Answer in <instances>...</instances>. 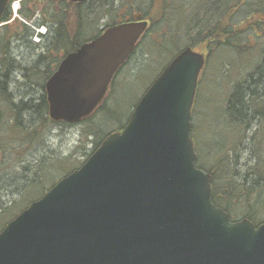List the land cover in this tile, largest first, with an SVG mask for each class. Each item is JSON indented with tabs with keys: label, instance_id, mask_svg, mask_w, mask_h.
Instances as JSON below:
<instances>
[{
	"label": "water",
	"instance_id": "1",
	"mask_svg": "<svg viewBox=\"0 0 264 264\" xmlns=\"http://www.w3.org/2000/svg\"><path fill=\"white\" fill-rule=\"evenodd\" d=\"M147 27L119 22L65 54L44 84L49 118L90 116ZM204 63L190 46L176 54L122 129L4 225L0 264H264V221L231 220L196 166L191 108Z\"/></svg>",
	"mask_w": 264,
	"mask_h": 264
},
{
	"label": "trees",
	"instance_id": "2",
	"mask_svg": "<svg viewBox=\"0 0 264 264\" xmlns=\"http://www.w3.org/2000/svg\"><path fill=\"white\" fill-rule=\"evenodd\" d=\"M146 4L149 5L146 11L140 9ZM153 7L158 8V13L151 16ZM108 15L104 27H100L99 20ZM11 18L7 7L0 16V22H4L0 27V172L6 176L10 173L12 201L3 202L0 192V230L59 178L79 167L107 134L123 128L141 95L121 111L115 97L116 79L130 65L141 45L146 57L144 66L120 89L149 74L143 93L161 69L186 46L207 55L205 69L216 61L227 65L223 81L232 84L220 107L227 117L229 136L217 139L214 136L219 129L211 130L208 134L215 139V150L208 157L212 160L204 165L195 148L196 166L211 174V199L232 220L247 218L254 224L264 221V0H22L18 16ZM139 18L149 24L136 50L112 79L102 103L90 116L75 123L81 126L82 142L92 145L84 153L85 158L77 159L76 153L81 148L78 145L67 155L38 151L37 159H31L34 164L28 163L31 161L25 155L49 127L71 125L49 118L44 90L45 81L61 58L106 27ZM29 24L35 29L45 26L46 33L39 34L43 41L38 56L31 65H22L16 60L12 43L31 39L34 30ZM17 74L23 77L21 83L16 81L18 76L14 79ZM11 83L30 88L17 100L8 89ZM199 83L203 84L202 78ZM35 86L40 88L37 98L30 93ZM196 100L195 95L191 117ZM194 133L192 123L191 137L195 144ZM245 140L249 143L250 156L243 162L237 158L236 149Z\"/></svg>",
	"mask_w": 264,
	"mask_h": 264
},
{
	"label": "rangeland",
	"instance_id": "3",
	"mask_svg": "<svg viewBox=\"0 0 264 264\" xmlns=\"http://www.w3.org/2000/svg\"><path fill=\"white\" fill-rule=\"evenodd\" d=\"M21 1L22 0L11 1L10 9L12 12V16H16V14L18 13V8ZM148 6L149 5L146 4L145 7L142 6L140 9L146 11ZM116 8H118V5L114 8V11L112 13H115ZM157 13L158 8L153 7L150 12L151 16L157 15ZM108 18L109 15L99 20L100 27H104L105 22L108 20ZM31 28L34 30V34L32 35L30 40L21 42V44L20 41L18 43H12V51L17 56L16 60L22 65H31V62L35 59V57L38 56L41 51V48H39V46L42 44L41 41H43V39L40 40L41 43H37V41L39 40V36L36 35V33L42 34L44 32V27H39L37 29L33 27ZM89 30L90 27H87L86 34L90 33ZM146 40L149 41V38H147ZM145 58L144 48L143 45H141L137 48L136 53L131 58L130 65L125 67L119 73L116 79L117 83L115 85V88L117 90L115 91V97L116 102H118L120 105L119 109L121 111H124L126 108L128 109V107L134 103L137 97L142 94V89L148 82L149 74H147V78H144L142 76L143 79L141 78V80H138L136 83L132 85L127 84L126 87L122 89L119 88L121 87V85L129 83L130 80L134 78L135 75L133 73L136 70L141 69L142 64L144 66ZM225 69H227V65L223 66L219 61L210 63L203 71V75L201 77L203 84L199 83L196 92L197 100L192 116L193 132H196L194 133V148H196L199 154L203 157L200 162L203 161L204 165L209 164V162H211L212 160L208 156L209 154H212V150H215L214 137L217 139H225L229 136L227 117L226 115H224L223 108L220 106L224 104L227 92L231 90V82L235 81H231V84H227V82L226 84L224 83L223 80L226 78L227 71H225ZM222 71H224L225 73L223 74ZM245 72L246 71H244L243 74H245ZM17 76L19 77V79H16ZM207 76H210L209 80L207 79ZM240 77H242V75L238 76L237 78ZM22 78L23 77L21 74H17L14 76V79H16L18 83H21ZM36 86L30 91V93H32L35 98L38 97V90L40 89ZM29 88L30 87H24L23 85L13 83L8 84V89L16 95L17 100L19 99V95L27 93V90ZM216 128L219 129L216 136L212 137L211 134H208L211 130L215 131ZM253 128L255 129L256 127ZM81 138V126L78 124H71L70 126H51L47 129V131L44 132L43 136L40 137V141L37 144H35L36 142L32 144V147L29 150L30 152L25 155V158L27 161H31V159H37L38 156L36 153L38 151L45 154L49 152L50 154L47 155H67L75 146L80 145L81 148L76 153V157L77 159L83 160L85 158L84 153L88 151L87 148H89L90 150L92 145L89 142L83 143ZM92 139L94 138H88V140ZM82 145L86 146V149H84L85 147H83ZM236 154L237 158L242 159L243 162L247 161L250 156L249 143L246 141L244 145H241L239 148L237 147ZM28 163L34 164V161ZM16 170L22 171V169L20 168ZM9 172H11V170ZM9 175L10 173H8L6 176L4 172H0V180H2L3 182L2 185L0 184V192L3 195V202L12 201V195L10 194L11 188L9 186L12 181L8 179Z\"/></svg>",
	"mask_w": 264,
	"mask_h": 264
},
{
	"label": "flooded vegetation",
	"instance_id": "4",
	"mask_svg": "<svg viewBox=\"0 0 264 264\" xmlns=\"http://www.w3.org/2000/svg\"><path fill=\"white\" fill-rule=\"evenodd\" d=\"M203 71H204V68H203ZM202 75H203V72L200 73L199 80L201 79ZM199 80H198V84H199ZM197 87H198V85H197ZM196 92H197V90H196ZM195 95H196V93H195Z\"/></svg>",
	"mask_w": 264,
	"mask_h": 264
}]
</instances>
